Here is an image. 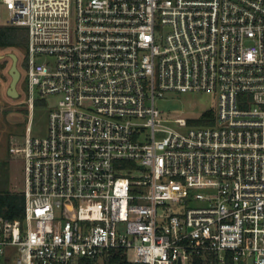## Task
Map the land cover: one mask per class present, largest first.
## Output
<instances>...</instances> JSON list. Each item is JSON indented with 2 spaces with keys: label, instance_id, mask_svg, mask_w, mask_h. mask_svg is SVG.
I'll return each mask as SVG.
<instances>
[{
  "label": "built area",
  "instance_id": "obj_1",
  "mask_svg": "<svg viewBox=\"0 0 264 264\" xmlns=\"http://www.w3.org/2000/svg\"><path fill=\"white\" fill-rule=\"evenodd\" d=\"M2 4L28 32L29 120L56 103L10 148L23 217H0V264H264V0ZM166 92L214 94L212 125H163Z\"/></svg>",
  "mask_w": 264,
  "mask_h": 264
},
{
  "label": "rangeland",
  "instance_id": "obj_2",
  "mask_svg": "<svg viewBox=\"0 0 264 264\" xmlns=\"http://www.w3.org/2000/svg\"><path fill=\"white\" fill-rule=\"evenodd\" d=\"M7 10L0 0V26H7L9 21ZM18 58V69L21 79L17 85L19 97L8 96L11 83L9 69L12 65L10 55ZM0 192L21 193L24 182L23 155L11 154L10 148H22L26 138V128L30 126V137L45 138L48 131V114L56 103L54 97H49L35 106L32 119L29 120V110L21 103L23 99L24 66L26 48L0 49ZM39 62L52 64L53 58L38 57ZM163 125L177 129L175 119L197 120L209 110L217 108V97L208 92H166L163 98L156 101ZM142 141L150 139V130L141 131ZM202 204H190L187 207H201Z\"/></svg>",
  "mask_w": 264,
  "mask_h": 264
},
{
  "label": "trees",
  "instance_id": "obj_3",
  "mask_svg": "<svg viewBox=\"0 0 264 264\" xmlns=\"http://www.w3.org/2000/svg\"><path fill=\"white\" fill-rule=\"evenodd\" d=\"M28 32L27 29L17 26H0V49H23L27 47ZM25 65V61H23ZM41 104V101L36 103ZM214 111L209 110L197 120H188V124L192 126L205 127L212 125ZM23 197L20 193L0 192V217L17 220L23 217ZM195 264H208L203 262L201 258L195 259ZM111 264H128L122 258V255L115 256ZM213 264H216L213 261Z\"/></svg>",
  "mask_w": 264,
  "mask_h": 264
},
{
  "label": "water",
  "instance_id": "obj_4",
  "mask_svg": "<svg viewBox=\"0 0 264 264\" xmlns=\"http://www.w3.org/2000/svg\"><path fill=\"white\" fill-rule=\"evenodd\" d=\"M2 57L0 56V59ZM10 58L12 60V65L9 69V75L11 77V83L9 86V89L7 91L8 96L13 98V99H17L19 97V93L17 91V85L21 79V73L18 69V58L16 55L11 54Z\"/></svg>",
  "mask_w": 264,
  "mask_h": 264
}]
</instances>
